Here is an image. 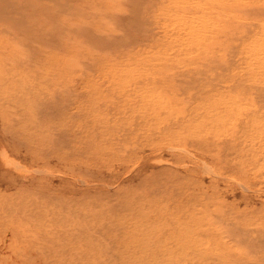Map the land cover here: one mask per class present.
Here are the masks:
<instances>
[{
  "label": "rangeland",
  "instance_id": "1",
  "mask_svg": "<svg viewBox=\"0 0 264 264\" xmlns=\"http://www.w3.org/2000/svg\"><path fill=\"white\" fill-rule=\"evenodd\" d=\"M0 264H264V0H0Z\"/></svg>",
  "mask_w": 264,
  "mask_h": 264
}]
</instances>
